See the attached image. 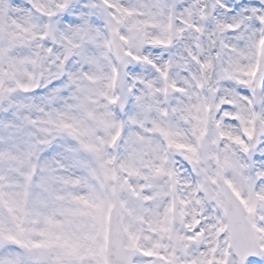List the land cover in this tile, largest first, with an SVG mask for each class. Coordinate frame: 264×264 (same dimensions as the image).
<instances>
[{"label": "snow or ice", "instance_id": "obj_1", "mask_svg": "<svg viewBox=\"0 0 264 264\" xmlns=\"http://www.w3.org/2000/svg\"><path fill=\"white\" fill-rule=\"evenodd\" d=\"M0 264H264V0H0Z\"/></svg>", "mask_w": 264, "mask_h": 264}]
</instances>
